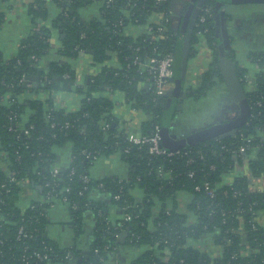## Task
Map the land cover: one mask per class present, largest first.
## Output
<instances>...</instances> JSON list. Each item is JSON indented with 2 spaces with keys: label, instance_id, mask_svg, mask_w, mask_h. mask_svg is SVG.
<instances>
[{
  "label": "trees",
  "instance_id": "obj_1",
  "mask_svg": "<svg viewBox=\"0 0 264 264\" xmlns=\"http://www.w3.org/2000/svg\"><path fill=\"white\" fill-rule=\"evenodd\" d=\"M53 1L60 12L52 20V26L43 23L49 15L46 0H37L31 8L34 26L41 23L39 29L31 30L15 57L5 62L0 57V154L8 164L6 169L0 166V264H61L69 256L76 258V264H103L108 253L123 244L150 247L132 264H264V229L253 221L255 214L264 209V189L252 190L250 177L242 173L231 183L223 182L244 160L252 176L264 173V143L259 135L264 134V71L256 75V89L246 91L252 106L249 123L234 134L183 147L187 155L152 154L147 144L138 146L129 142L113 113L115 102L101 93L123 90L129 101L153 114L144 134H149L155 124L163 127L167 98L155 99L153 91L144 87L148 73L133 64V59L139 55L144 61L171 51L179 58L184 36L179 41L173 30L169 37L156 32L133 37L125 34V27L132 23L146 24L152 12H165L173 7V0H164L160 5L156 4L157 0H111L106 6L104 0L103 20L89 22L78 16L76 8L92 0H72L70 6H62L63 0ZM206 5L215 10L211 0ZM124 9L130 10V14ZM189 19L190 15L186 28ZM118 20L123 24L116 26ZM212 20L213 16L197 25V19L192 44L199 41L197 34L201 30L208 44L214 46L216 31ZM1 21L2 13L0 24ZM54 30H61L60 37L64 34L60 51L66 56L77 57L82 52L94 51L95 60L103 62L114 52L121 62L120 68H103L99 75L90 78L85 88L77 87L83 96L80 108L75 111L57 107L51 98H20L31 89L56 92L75 86L76 73L72 65L65 63H52L43 70L36 87L34 83L28 86V81H21L23 75L28 78L39 72V62L51 46ZM252 60L264 67V54H256ZM235 68L245 87L243 77L247 69L239 64ZM220 80L223 76L216 59L204 73L200 88L188 94L200 96ZM8 93L10 97L4 102ZM106 123L110 126L104 129ZM245 136H253L252 146L263 144L258 149H247L246 155L240 156V147L246 144ZM68 142L72 145L71 162L60 167L55 175L54 148ZM222 144L230 149H222ZM127 147L129 151L125 152ZM118 152L129 165L126 177H92L91 168L97 158ZM160 165L171 171V180L159 175ZM190 171H194L193 175ZM12 176L16 180L9 183ZM25 180L33 187H40L41 192L40 198L22 208L18 202ZM47 182L49 186L45 185ZM206 182L215 190L213 197L205 189ZM3 183L7 186L3 187ZM136 187L145 194L142 200L132 193ZM95 191L102 195L101 200L92 198ZM179 192L192 195L190 209L196 215L195 223L188 224L186 214L177 210L176 202L168 208L167 200L175 201ZM48 193L68 198L77 233L82 231L84 212L94 211L96 226L89 249L63 248L46 235L48 208L53 201ZM156 198L162 202V208L155 215ZM111 204L123 212L115 221L109 218ZM124 213L130 215L128 220L124 219ZM21 228L28 237L18 239ZM204 234L213 235L214 242L222 248L220 256H209L189 244L190 239ZM35 251H48L50 257L37 260Z\"/></svg>",
  "mask_w": 264,
  "mask_h": 264
},
{
  "label": "crops",
  "instance_id": "obj_2",
  "mask_svg": "<svg viewBox=\"0 0 264 264\" xmlns=\"http://www.w3.org/2000/svg\"><path fill=\"white\" fill-rule=\"evenodd\" d=\"M37 0H4L0 2V12L2 21L0 24V57L3 61L17 55L22 41L30 34L34 23L31 5ZM64 1V0H63ZM214 3L213 24L215 27V42L211 47L203 35H198L199 41L192 44L189 55L187 72L185 80L182 81L183 94L175 102V111L169 123L174 135L183 136L186 132H193L204 126L217 122L226 121L239 114V106L232 91H230L227 82L224 79L217 82L211 89L200 96L189 95V91L198 90L204 73L217 59L219 69L221 70V61L231 59L235 66L247 69L249 81L243 87L246 93V87L250 88L256 78V75L264 67L258 62L252 60L256 54H264V0H211ZM71 3L72 0H67ZM173 9L170 13V28L176 31L179 39L185 36L187 31L186 22L190 12H192L195 3L192 0H173ZM104 0L87 1L85 4L76 8L78 16L86 21L103 20ZM46 6L49 9L48 18L43 22L45 25L52 26V20L57 17L60 10L53 0H46ZM162 20L159 12H153L149 15L146 24H129L125 27V34L138 37L147 31L151 24ZM188 27V26H187ZM53 31L51 46L47 54L39 62V69L46 70L52 63L70 64L76 73L75 86L69 90H60L51 92L49 90H28L24 92L21 99H53L57 107L65 108L69 111H75L80 108L83 94L77 90L78 86L86 87L91 77L99 75L103 68H120L121 62L116 53L111 52L103 62L95 60L91 51L82 52L77 57H69L60 51L61 41L64 34ZM184 39V38H183ZM174 78L181 77V57L176 58L173 63ZM222 72V70H221ZM39 81V80H38ZM34 87L39 83L34 81ZM145 88L149 83L144 84ZM174 87L171 82L170 88ZM169 88V89H170ZM102 95H108L115 102L113 113L119 120V129L123 130L127 136L143 135L147 130L149 120L153 114L143 110L135 101H129L126 92L115 90L113 94L108 91L102 92ZM215 96V97H214ZM10 94H6L4 102L8 101ZM214 99H213V98ZM165 118V117H164ZM71 143L63 147H55L56 154L55 167H66L71 162ZM0 166L6 169L8 164L5 158L0 154ZM129 173V165L126 163L120 152L110 156H101L96 159L91 168V175L94 178L121 176L126 177ZM240 173L250 177L252 190L264 189V173L258 177L252 176L247 160H244L241 167L235 168L232 174H227L223 178L224 183H231L236 175ZM40 187H33L27 180L22 182V189L19 198V205L22 208L28 207L31 201L40 198ZM133 195L138 200L144 198V192L136 187L132 190ZM93 199L101 200L103 197L97 191L91 194ZM173 201L167 200L168 208H172L176 202L177 210L186 214L188 224L195 223L196 215L190 204L192 195L187 192H179ZM162 208V202L155 199L154 214L156 215ZM122 210L116 205L109 206V218L113 221L121 218ZM48 224L46 235L57 243L60 247H75L79 250L89 249L94 238V229L96 226V216L93 210L88 209L83 214V227L81 233H77L73 227L74 215L70 209L69 203L62 199H53L48 208ZM257 223L264 229V209L256 214ZM189 244L199 248L209 256L218 257L222 253L220 245L214 242L212 234H204L198 239H190ZM148 246L121 245L116 250L108 253V257L103 264H132V262L141 255ZM76 258L73 256L61 264H76ZM46 264H58L47 262Z\"/></svg>",
  "mask_w": 264,
  "mask_h": 264
},
{
  "label": "built area",
  "instance_id": "obj_3",
  "mask_svg": "<svg viewBox=\"0 0 264 264\" xmlns=\"http://www.w3.org/2000/svg\"><path fill=\"white\" fill-rule=\"evenodd\" d=\"M162 1H164V0H157L156 4L160 5ZM109 3H111V0L105 1V6L108 5ZM35 7H36V5H35ZM172 9H173V7H171V8L169 7V9H167L165 12L154 11V12H159L161 14L162 20L160 22H158V23L149 25L148 28H147L146 33H154V32H156L160 36L164 35L165 37H169L170 34L173 35L174 31L169 26L170 25V19H171L170 18V13L172 12ZM124 10L126 11L127 9H124ZM126 12H127L128 15L130 14V10H128ZM213 15H214V11H212V8L210 6H208V5L202 6L200 15L198 17L197 25L206 22V20L209 17L213 16ZM121 24H123V21L122 20H118V22L115 25L118 26V25H121ZM40 25H41V23H40ZM40 25L33 26L32 29H39ZM198 34L203 35L204 33H203V31L200 30L198 32ZM174 60H175V55H174V53L172 51L165 53L161 57H158V56L149 57V58L145 59L144 61L142 60V58H139V55H136L135 58L133 59V64H138L142 68V71H146L148 73V77H147V80L145 81V83L146 82L149 83V87L148 88L153 91V93L155 95V99L157 97L164 96V94L170 88L171 78L173 77V74H174V70H173ZM243 79H245L246 83H247L249 81L248 75H245L243 77ZM21 81L22 82L28 81V82H26L28 86H31L32 83H33L30 80V78L29 77L26 78L25 75L22 76ZM256 81H257V78H255V81H254L253 85L247 91L250 92V91H253V90L256 89ZM108 92L113 94V90L112 89H109ZM251 109H252V106H251ZM250 116H251V113H250ZM249 119H250V117H249ZM249 119H248L247 123H249ZM109 126H110V124L106 123L103 126V128L107 129V128H109ZM161 131H162V126L160 124H155L149 134H143V135H139V136H135V135L127 136L125 134V136L129 140V142L132 143V144H135V145H138V146H142L144 144H147L149 146V148H148L149 152L152 153V154H163V155H166L168 157H173V156H176V155L183 156V155H187L188 154L187 151H185L183 148H180V149H177V150H174V151H169L165 147H163ZM25 132L28 133V130H26ZM259 135L262 138L263 143H264V134H262V135L259 134ZM244 139L246 140V144L242 145L240 147V150H239V155L240 156L245 155L244 153H246L247 149H251L252 147L258 149L263 144V143H258L256 145L252 146L251 144H252V141L254 139L253 136H249V137L245 136ZM221 148L225 149V150L230 149V148H228L227 144H222ZM124 151L128 152L129 148L128 147L125 148ZM58 173H59V168H54L53 174L56 175ZM158 173H159V175L165 176V177H167L170 180L173 178V175H172L171 171H166L165 168L163 166H161V165L158 167ZM193 173H194V171H190L189 174L193 175ZM15 180L16 179L14 178V176H12L11 179L9 180V183L11 181H15ZM45 185L49 186V182H47ZM100 185L102 186L103 184H100ZM2 186L6 187L7 183H3ZM205 189L212 197L214 196V191L215 190L209 184V182L205 183ZM67 191H68V188H67ZM48 197H49V199L57 198L55 195L50 194V193H48ZM116 197L119 198L118 195ZM57 199H62L63 201H65L67 203L69 202L68 198L66 196L65 197L63 196L62 198H57ZM256 214H255V217L253 219L255 224H257V221L255 219L256 218ZM129 218H130V215L128 213H124V219L128 220ZM28 236H29V234L26 233L25 231H23V228H21L19 230L18 239H22L23 237H28ZM49 257L50 256H49V252L48 251L47 252H40V251H35L34 252V258L37 259V260L45 261V260H48ZM70 258H71V256H69V258L67 260H69Z\"/></svg>",
  "mask_w": 264,
  "mask_h": 264
},
{
  "label": "water",
  "instance_id": "obj_4",
  "mask_svg": "<svg viewBox=\"0 0 264 264\" xmlns=\"http://www.w3.org/2000/svg\"><path fill=\"white\" fill-rule=\"evenodd\" d=\"M195 3L192 12H190V19L187 27L186 34L182 41L181 49V77L175 79L171 78V82L174 83V87L168 89L164 94L167 98V112L163 121V127L161 131L162 135V145L169 151H174L180 148H183L187 145H192L198 142H205L212 139L222 138L227 135L234 134L237 129L241 128L244 124L247 123L250 113L251 106L248 102L247 95L243 89L242 84L239 81V78L236 73L235 63L231 59L226 61H221V70L224 76L225 81L227 82L230 91H232L236 101L239 106V114L231 119L226 121L217 122L208 126H204L198 130H195L191 133L186 132L183 136H177L172 133L171 125H169L172 114L175 111V102L178 101L183 94L182 91V81L185 80L187 65L189 60V55L192 46V39L194 35V29L197 23V19L200 15L202 6L206 5L210 0H192ZM70 6L71 3H68L67 0L62 2V6ZM74 13V10H72ZM61 25V24H60ZM61 32V30H60ZM92 53L94 51H91ZM42 69H39V72L35 75L30 76L32 82L38 81L41 79ZM179 94V95H178ZM246 155V153H244ZM237 159V155L234 156Z\"/></svg>",
  "mask_w": 264,
  "mask_h": 264
},
{
  "label": "rangeland",
  "instance_id": "obj_5",
  "mask_svg": "<svg viewBox=\"0 0 264 264\" xmlns=\"http://www.w3.org/2000/svg\"><path fill=\"white\" fill-rule=\"evenodd\" d=\"M246 90H249V88L248 87H246ZM215 97V96H214ZM213 98V97H212ZM214 99V98H213ZM239 167H241V164H237L236 165V169H238Z\"/></svg>",
  "mask_w": 264,
  "mask_h": 264
}]
</instances>
